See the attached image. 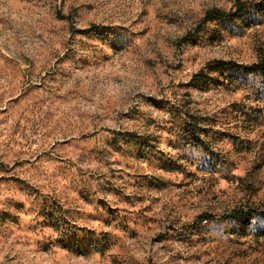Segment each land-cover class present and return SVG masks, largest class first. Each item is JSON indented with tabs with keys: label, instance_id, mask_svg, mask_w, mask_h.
<instances>
[{
	"label": "rangeland",
	"instance_id": "obj_1",
	"mask_svg": "<svg viewBox=\"0 0 264 264\" xmlns=\"http://www.w3.org/2000/svg\"><path fill=\"white\" fill-rule=\"evenodd\" d=\"M216 60L264 0H0V264H264V79Z\"/></svg>",
	"mask_w": 264,
	"mask_h": 264
},
{
	"label": "trees",
	"instance_id": "obj_2",
	"mask_svg": "<svg viewBox=\"0 0 264 264\" xmlns=\"http://www.w3.org/2000/svg\"><path fill=\"white\" fill-rule=\"evenodd\" d=\"M245 11V5L241 2H237L234 5L233 11H223L217 8H212L210 10H207L204 13V16L202 18L201 24H205L207 22L211 21H221L225 19H233L235 17L241 16ZM201 31V26H197L193 33H189L185 35L184 37V42H191L195 39L196 35ZM212 65L216 69H223V68H229V69H246L249 72L256 73L258 74L261 78L264 79V60H260L256 63L250 64V65H239L235 62L232 61H223V60H216L212 61ZM255 211H249V210H244V209H236L233 210L229 215L228 219L232 221H241V227L244 228L246 226L245 222H248L250 219V216L252 214H258L260 217H264V212L260 211L259 213ZM203 221H207L210 219V217H200Z\"/></svg>",
	"mask_w": 264,
	"mask_h": 264
}]
</instances>
